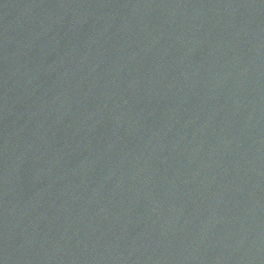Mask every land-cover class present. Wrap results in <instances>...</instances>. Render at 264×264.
<instances>
[{"label":"water","instance_id":"obj_1","mask_svg":"<svg viewBox=\"0 0 264 264\" xmlns=\"http://www.w3.org/2000/svg\"><path fill=\"white\" fill-rule=\"evenodd\" d=\"M0 264H264V0H0Z\"/></svg>","mask_w":264,"mask_h":264}]
</instances>
